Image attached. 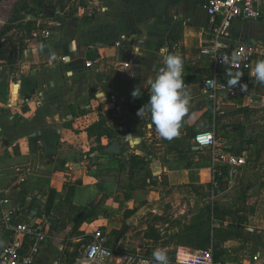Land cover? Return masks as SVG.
Masks as SVG:
<instances>
[{
    "label": "crops",
    "instance_id": "crops-1",
    "mask_svg": "<svg viewBox=\"0 0 264 264\" xmlns=\"http://www.w3.org/2000/svg\"><path fill=\"white\" fill-rule=\"evenodd\" d=\"M89 12L87 6L82 15L36 20L39 29L20 57L0 64V199L17 209L5 225L0 206V259L14 228L27 224L43 226L46 236L32 254L33 264H75L83 239L96 230L115 238L108 245L119 252L152 257L159 248L180 264L192 250L188 239L210 229L186 226L205 220L206 208L215 205L225 216L211 225L206 249L222 250L223 264H264V168L246 195L256 194L243 201L244 180L239 176L225 190L216 189L208 153L192 142L196 133L213 131L227 149L217 134L219 123L232 120L235 112H250L240 98L223 97L215 106L201 94L213 67L200 54L210 45L212 23L197 0H99L90 17ZM261 12L258 20L235 21L227 43L264 45V4ZM165 49L182 57L190 99L172 139L160 136L147 111L128 122L122 118L151 94L147 81L164 67ZM85 62L93 64L86 68ZM254 68L244 74L257 91L264 90L251 75ZM136 89L142 92L138 101ZM110 113L118 119L103 118ZM86 117L92 121L90 136L71 126ZM99 117L113 141L99 140ZM113 142L120 145L118 155L107 153ZM129 157L145 160L147 176L120 167ZM244 205L251 208L240 209ZM80 212L91 217L74 231ZM238 224L239 239L232 228ZM21 242L22 253L31 254L34 241Z\"/></svg>",
    "mask_w": 264,
    "mask_h": 264
},
{
    "label": "built area",
    "instance_id": "built-area-1",
    "mask_svg": "<svg viewBox=\"0 0 264 264\" xmlns=\"http://www.w3.org/2000/svg\"><path fill=\"white\" fill-rule=\"evenodd\" d=\"M201 9L211 21L210 45L203 47L200 54L212 61V73L202 83L201 94L213 105L221 98H240L245 108L250 111L264 110V90L257 91L251 78L245 76L246 69L264 60V45L236 44L231 46L227 38L235 21H254L262 17L261 6L264 0H197ZM99 6V0L88 2L89 13ZM49 37V32H42ZM120 46V42L115 44ZM168 49L164 50L166 54ZM92 62H85L90 68ZM231 79L238 83L231 85ZM192 142L198 149L205 150L209 155L210 176L212 184L223 176L226 187L232 186L237 179L239 170L245 166V156L230 152L219 142L213 131H201L194 135ZM3 207V223L12 222L17 209L9 199H0ZM44 227L40 225L21 224L14 228L13 238L2 250L0 264H33V256L37 246L45 241ZM34 241L31 254L21 251L23 238ZM84 252L75 264H156L153 257L142 253H123L108 245V238L100 230H96L87 239ZM180 264H223L215 259L211 249L189 250L181 257Z\"/></svg>",
    "mask_w": 264,
    "mask_h": 264
},
{
    "label": "rangeland",
    "instance_id": "rangeland-1",
    "mask_svg": "<svg viewBox=\"0 0 264 264\" xmlns=\"http://www.w3.org/2000/svg\"><path fill=\"white\" fill-rule=\"evenodd\" d=\"M90 1L91 0H43L42 12L40 14H32L29 12V9H23L21 0H0V36H2L1 33L3 30L10 25L14 27L18 26L16 30H19L23 28L24 24L28 21L36 24L35 27H37L36 20L44 22L48 19L55 20L61 16L72 17L77 14L82 15L83 8L87 7ZM42 27L44 28L46 25L44 24ZM21 36L23 44L27 45L29 35L24 34V32L21 35H17L16 31L12 30L7 35L0 37V64L7 62L5 57L13 50L16 46V42ZM1 74H4V70H2ZM134 110L133 107L127 108L124 117L122 116L123 120L128 122V119L133 117ZM103 118L109 121L118 119V117H115L112 113L108 116L106 114ZM103 118H98V127L100 128L96 130L98 132V137H100V141L101 139L108 138V134L105 133L106 124L104 125L106 120ZM227 122L222 125L219 123L217 127V132L219 128V133L217 134H219V138L226 139L227 143L224 145L230 152H232L231 150L237 152L246 150L245 166L241 169L243 172L241 175H238V177H240L237 180H244L241 187H248L249 190L252 188L253 182L259 181L263 176L261 171L264 168V110L252 112L247 110L238 111L237 113H233V119ZM90 124H92V121L88 120L86 117L76 120L71 126L73 125L76 130L85 129L87 131ZM209 129H211V127ZM87 134L90 136L91 132L87 131ZM246 146H248V148L245 149ZM146 175L145 172L140 171L137 177H145ZM141 189L145 191V188ZM255 192L256 191H252L250 196L246 195L244 200L246 201L247 198L254 196V194H256ZM247 206L248 205H244V207L240 206V209L245 210ZM248 208L251 207L248 206ZM247 212L246 210V213ZM108 240H110L109 243L112 245L115 238L112 237ZM86 243L85 238L80 246V248H82V253L84 252ZM169 264H173L170 259Z\"/></svg>",
    "mask_w": 264,
    "mask_h": 264
},
{
    "label": "clouds",
    "instance_id": "clouds-1",
    "mask_svg": "<svg viewBox=\"0 0 264 264\" xmlns=\"http://www.w3.org/2000/svg\"><path fill=\"white\" fill-rule=\"evenodd\" d=\"M140 55L139 52L136 53ZM184 61L179 54L168 53L164 56V67L154 79L147 81L150 88V96L147 104L138 110V116L142 117L147 111L150 114L151 123L161 137L172 139L179 135L182 120L189 111V95L185 88ZM256 82L264 84V60L256 63L253 72ZM238 79H231V85L237 84ZM137 89L133 96L137 95ZM156 264H169L167 253L162 249H155L152 253Z\"/></svg>",
    "mask_w": 264,
    "mask_h": 264
},
{
    "label": "trees",
    "instance_id": "trees-1",
    "mask_svg": "<svg viewBox=\"0 0 264 264\" xmlns=\"http://www.w3.org/2000/svg\"><path fill=\"white\" fill-rule=\"evenodd\" d=\"M21 2H22L23 9H29V12L32 14H40L42 12V7L44 4L43 0H21ZM35 25L36 24H33V22L28 21L24 24L23 28H20L19 30H16L18 28V26L14 27L13 25L12 26L10 25L3 30V32L1 33L2 36H0V37L7 35L12 30L16 31L17 35L24 32L25 34L30 36L33 33V31H37L39 29V28L35 27ZM25 47H26V45L23 44V39L21 36V37H19V40L16 42V46L13 48V50L5 57L7 62L9 64L15 63V61L20 57V54L25 49ZM149 96L150 95H146L142 101L137 102L138 106H137V108H135L133 115H138L137 114L138 110L144 104H147ZM108 140H109V142L113 141V136L108 135ZM238 154L240 155L241 152H238ZM126 164L127 165H125V166L123 165L120 167L121 168H127L129 171V175L134 174L135 172H137L139 174L140 171L145 172L147 174V167H146L147 163L145 162L144 159H140V158H136V157H129ZM225 174H226V171H223V176L221 178L216 179L215 184H214V186L217 187L216 189H218V188L221 190L226 189V184L224 182ZM247 191H248V187H243L241 189V191H240L241 200L245 201L244 199H245ZM215 192H217V190H215ZM205 213L207 215L206 216L207 218L205 220L202 218L200 223L197 221L198 223L189 224L188 226H186V228H188L187 230H190L192 228H210L211 229V227H212L211 225L214 223V221L219 220V219H221V217L225 216V214H223L224 212H220L216 208L215 205L212 208H211V206H208L205 210ZM90 217H91V214L89 212H87L85 215H83V217L80 220H78L76 224L73 225V230L75 231L82 222L87 221ZM232 228L236 229V231H234L233 235L236 236L238 239L241 238V236H239L240 234L238 233V230L241 228V225L238 224L236 226H232ZM210 229L207 230L206 236L202 235L200 237L197 236L195 239H192V238L188 239L189 240L188 246L191 247L192 250H205L206 249L205 245L210 241V238H211V230ZM214 232H215V230L213 231V233ZM213 237H215V236H213ZM216 247H218V246H216ZM222 253H223V251L220 249H214L213 250V256L215 259H220L221 258L220 256Z\"/></svg>",
    "mask_w": 264,
    "mask_h": 264
},
{
    "label": "water",
    "instance_id": "water-1",
    "mask_svg": "<svg viewBox=\"0 0 264 264\" xmlns=\"http://www.w3.org/2000/svg\"><path fill=\"white\" fill-rule=\"evenodd\" d=\"M138 94L134 96L133 100L138 101L142 98V92L137 90ZM23 101V98H21ZM107 153L116 154L120 153V145L118 142H113L111 146L107 149ZM124 155H127L126 153ZM84 215V212H80L77 216L73 219V224H76L78 220H80Z\"/></svg>",
    "mask_w": 264,
    "mask_h": 264
}]
</instances>
